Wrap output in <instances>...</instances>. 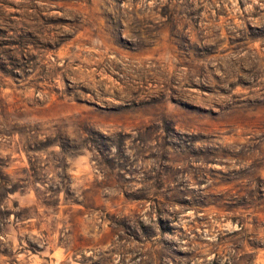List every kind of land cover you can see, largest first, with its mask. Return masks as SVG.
<instances>
[{
	"label": "rangeland",
	"instance_id": "rangeland-1",
	"mask_svg": "<svg viewBox=\"0 0 264 264\" xmlns=\"http://www.w3.org/2000/svg\"><path fill=\"white\" fill-rule=\"evenodd\" d=\"M0 264H264V0H0Z\"/></svg>",
	"mask_w": 264,
	"mask_h": 264
}]
</instances>
